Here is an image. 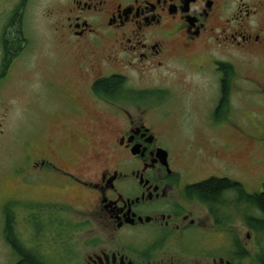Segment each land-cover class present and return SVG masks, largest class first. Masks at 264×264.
Wrapping results in <instances>:
<instances>
[{
  "label": "flooded vegetation",
  "instance_id": "af4514ba",
  "mask_svg": "<svg viewBox=\"0 0 264 264\" xmlns=\"http://www.w3.org/2000/svg\"><path fill=\"white\" fill-rule=\"evenodd\" d=\"M66 12L61 41L79 57L74 68L55 74L57 83H45L64 104L62 137L75 139L74 149L87 156L50 143L28 154L21 178L33 191H47L31 197L43 216L41 232H47L40 252L46 258L28 252L38 264H248L251 249L262 264L264 210L256 197L264 184L246 189L228 171L220 172L230 168L229 161L214 150L207 156L214 168L203 175L193 166L183 169L176 142L148 118L170 88L132 81L171 66L202 71L208 65L217 87L207 124L222 134L220 115L227 114L233 89L241 87L233 82L234 63L214 51L264 59V0H71ZM112 76L119 78L118 87H100ZM249 81L252 92L263 97L264 85ZM202 134L199 130L195 139ZM210 178L237 187L216 199L201 198L192 187ZM51 194L58 197L47 198ZM39 230L32 226V232ZM53 231L62 234V245Z\"/></svg>",
  "mask_w": 264,
  "mask_h": 264
},
{
  "label": "rangeland",
  "instance_id": "374dc122",
  "mask_svg": "<svg viewBox=\"0 0 264 264\" xmlns=\"http://www.w3.org/2000/svg\"><path fill=\"white\" fill-rule=\"evenodd\" d=\"M70 1L0 0V68L3 69L0 72V264H15L17 261V251L7 243L4 232L7 214L4 206L7 202H14L13 198L17 196L18 203H11L12 211L8 213L19 246L27 251L30 248L39 260L46 258L40 252L47 244V232L44 235L41 232L45 227L43 216L36 205L32 206L31 197H41L47 191L43 187L33 191L30 182L21 178L29 161L28 154L33 148L39 150L50 143L62 152L74 151L82 157L87 156V152L74 149L75 139L62 137L64 104L57 91L45 83L46 79L57 83L60 75L55 74L74 68L75 58L79 57L75 50L61 41L60 28L67 18ZM16 8L20 10L18 25L26 40L18 45L19 48L13 46L12 52L16 51L13 56L9 53L8 59H3L2 34L6 29L10 33L13 28L10 21ZM214 52L218 59L225 57L234 63L233 82L241 87V90L233 89L229 110L227 114L223 112L220 115L227 117L219 120L222 122V134H216L215 125L207 124L213 114L214 86L217 87V75L208 65L202 71H196L189 64L180 68L171 66L152 77L147 76L145 80L134 78L132 83L170 88L164 98L158 99L161 107H152L148 118L153 120L151 123L163 132V136L176 142L179 147L176 154L183 169L193 166L196 174L203 175L211 166L207 156L214 150L213 154L229 161L230 168H222L220 172L228 171L230 178L240 181L246 189L258 188L264 184V96L252 92L249 80L264 85V59L244 51ZM72 89L70 92L75 94ZM81 108L87 110L89 106L83 104ZM199 130L206 134L195 139ZM55 197L58 195L47 196ZM63 197L69 200L68 194ZM32 226L40 230L32 232ZM247 230L243 225L242 234ZM53 232L59 239L57 244L62 245L63 240L59 238L62 234ZM69 233L66 232L67 236ZM72 237L75 241L74 232ZM257 256L258 252L249 249L246 262L257 264Z\"/></svg>",
  "mask_w": 264,
  "mask_h": 264
},
{
  "label": "trees",
  "instance_id": "16d2710c",
  "mask_svg": "<svg viewBox=\"0 0 264 264\" xmlns=\"http://www.w3.org/2000/svg\"><path fill=\"white\" fill-rule=\"evenodd\" d=\"M19 9L16 8L12 12V18L10 21V25H13V28L11 29L10 33L8 32V29L3 31L2 38H1V48L3 52V59L4 57L8 59V54L10 53L11 56H13L16 51H13L11 49H14L13 46H16V48H19V44L23 43L26 38L24 37V34L22 30L20 29V26L18 25V17L17 14H19ZM15 26V27H14ZM15 29V31H14ZM24 37V38H23ZM17 50V49H16ZM120 84V80L117 76H112L108 80H103L99 82L100 87L103 89H106L108 87H118ZM231 187H237L235 184L231 183L227 179H215L210 178L207 181L198 183L197 185L192 187V190L198 194L201 198L211 200L216 199L219 193L224 189H230ZM256 197V196H255ZM256 202L258 206L264 210V193L260 194L256 197ZM11 203V202H10ZM10 203H7L4 208L5 212V239L9 245L12 246V249L15 250L17 257L20 258V262L18 264H38L37 260L33 255L30 254L27 250L22 249L19 246V241L14 235V230L12 229V225H10V222L12 221L11 216V206ZM9 212V213H8ZM256 223H261L262 221L258 220L255 221ZM16 239V240H15ZM261 262L264 264V254L261 257Z\"/></svg>",
  "mask_w": 264,
  "mask_h": 264
}]
</instances>
